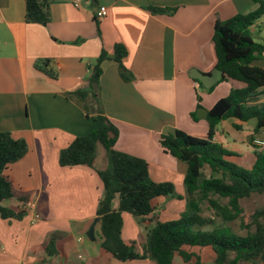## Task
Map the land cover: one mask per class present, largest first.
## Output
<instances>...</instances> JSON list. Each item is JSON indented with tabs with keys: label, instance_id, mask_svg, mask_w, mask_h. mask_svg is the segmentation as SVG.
<instances>
[{
	"label": "crops",
	"instance_id": "crops-1",
	"mask_svg": "<svg viewBox=\"0 0 264 264\" xmlns=\"http://www.w3.org/2000/svg\"><path fill=\"white\" fill-rule=\"evenodd\" d=\"M100 5L107 13L97 20ZM150 5L175 10L153 14L147 9ZM257 6L253 0H81L79 6L73 0H52L50 20L37 24L25 22L24 0H0V131L23 138L28 147L21 159L8 164L5 174L16 190L35 198L40 214L35 222L30 216L0 218V264L113 263L115 258L100 251V222L95 240L86 236L103 193L96 172L106 164L103 155L100 167L60 166L58 156L74 138L97 127L96 114L71 92L86 86L101 50L112 56L116 43L127 50L123 64L132 77L124 81L111 59L102 63L100 101L119 130L114 148L144 159L153 181L171 183L182 196L159 197L156 210L143 220L122 212V239L146 238L161 209L183 201L187 166L163 151L159 137L176 129L190 135L208 131L206 118L191 116L197 94L208 110L228 94L229 84L203 91L189 71L205 73L211 67L210 41L217 19ZM255 64L264 67V59ZM250 102L264 103V86ZM234 122L220 121L214 141L231 153L228 160L240 164L252 152L254 162L252 140L261 138L264 129L255 133L254 119L240 129ZM23 203L11 198L1 205L18 210ZM50 237L57 249L52 256L43 247Z\"/></svg>",
	"mask_w": 264,
	"mask_h": 264
},
{
	"label": "trees",
	"instance_id": "trees-1",
	"mask_svg": "<svg viewBox=\"0 0 264 264\" xmlns=\"http://www.w3.org/2000/svg\"><path fill=\"white\" fill-rule=\"evenodd\" d=\"M257 8L247 13H237L226 20H216L211 37L213 63L205 72L214 68L222 71V79L205 90L210 92L221 82L229 84V92L219 98L207 110L208 131L203 135H190L176 129L162 134L159 143L166 153L184 162L187 166L184 176L186 211L174 220H156L147 232L141 252L135 249V242H126L121 237L122 212L131 213L139 220L145 219L157 208L159 197L176 195L169 182H155L148 172V163L139 157L114 148L119 130L104 114L100 101V76L102 63L113 60L117 63L119 75L124 81L132 77L124 66L127 55L125 46L116 43L112 56L102 49L96 58L93 70L83 88L71 93L89 105L96 114L97 127L89 133L78 136L58 156L60 166L86 165L94 167L97 147L104 151L105 166L96 168L103 185L96 216L99 217L101 253L119 261H133L149 258L156 264H173L178 256L184 264H199L198 254L190 247L210 246L216 256L215 264H239L241 261H259L264 264V205L251 215L254 229L246 235H239L229 227L202 230L211 219L201 215L200 203L207 201L216 216L233 220L241 213L240 199L251 194L262 195L264 199V150L254 152V162L249 169L228 160L231 153L214 141L217 124L225 119H235L236 129L244 122L255 120L254 132L264 129V103H251L252 96L264 86V67L255 64L264 59V37L256 40L253 27H259L264 19V0H253ZM25 22L46 24L50 20L52 0H24ZM153 14L173 13L175 8L147 6ZM45 63V62H44ZM55 78V74L47 71ZM196 81V80H195ZM198 82V81H196ZM201 88L204 86L199 83ZM197 94V107H201ZM197 119L196 110L191 113ZM23 138H14L10 132L0 131V218L20 219L26 212L1 205L14 198L25 202L31 199L29 192L16 190L5 174L8 164L21 159L27 153ZM205 170L210 172L205 174ZM227 202L222 203L221 199ZM49 256L57 253L56 240L50 237L43 245Z\"/></svg>",
	"mask_w": 264,
	"mask_h": 264
},
{
	"label": "rangeland",
	"instance_id": "rangeland-1",
	"mask_svg": "<svg viewBox=\"0 0 264 264\" xmlns=\"http://www.w3.org/2000/svg\"><path fill=\"white\" fill-rule=\"evenodd\" d=\"M259 23H260L259 27L255 26L253 28V32L255 36L260 37V38L257 37L256 40H261V34H264V20L262 19ZM258 64H261V61L258 62ZM202 90L206 91L205 88H202ZM216 92H218L216 93V95L220 94V91H216ZM259 136L264 139V133L263 134L260 133ZM263 150H264V147H263ZM103 154H104V151H103L102 146L98 145L97 160L94 164V167L95 166L100 167V165L102 164L101 156ZM245 160L246 159H244V161L238 165H240L241 167L245 169H249L253 165L252 152L248 154V159L246 161ZM177 202H180V203L172 204L170 202L164 208L161 209L160 211L161 214L159 216L160 221L178 219L186 211L185 198L183 197V201H177ZM221 202L226 203L227 199L222 198ZM263 205H264V199L262 195H259L256 193L251 194L249 197L240 199L241 213L238 218L233 219V220H224L221 216L215 215V211H213V209L209 207L207 201H203L200 203V207H201L200 213L203 217L211 219V222L202 226V230L209 231L215 228L229 227L231 231L235 232L236 234L246 235L248 232L254 229V227L251 225V220H252L251 215L256 211V209L261 208ZM24 216L29 217L27 213ZM135 239L137 241L135 242V249L138 252H141L146 242V238L137 236ZM93 244H94V247L97 246V244L95 243ZM189 250L199 255L200 257L199 264H215L214 260H215L216 254L210 246H205V247L194 246V247H190ZM112 262H113L112 264H156L153 260L149 258H145L143 260L137 259V260L125 261V262L113 259ZM173 264H184V263L181 261V259L178 256H175ZM239 264H262V263H260L257 260V261H241Z\"/></svg>",
	"mask_w": 264,
	"mask_h": 264
},
{
	"label": "water",
	"instance_id": "water-1",
	"mask_svg": "<svg viewBox=\"0 0 264 264\" xmlns=\"http://www.w3.org/2000/svg\"><path fill=\"white\" fill-rule=\"evenodd\" d=\"M189 76L199 83H201L204 88L209 89L213 85H215L217 82H219L222 79V71L214 68L210 73H204L196 68H191L189 71ZM196 116L200 119H205L207 117V110L203 107H199L196 109ZM99 221V217L96 216L93 221L91 222L87 232L86 236L90 241L95 240V225Z\"/></svg>",
	"mask_w": 264,
	"mask_h": 264
},
{
	"label": "built area",
	"instance_id": "built-area-1",
	"mask_svg": "<svg viewBox=\"0 0 264 264\" xmlns=\"http://www.w3.org/2000/svg\"><path fill=\"white\" fill-rule=\"evenodd\" d=\"M80 2H81V0H73V5L79 6ZM106 13H107V7L100 5L97 7V9L95 11V18L97 20L102 19L106 15ZM196 84H198V82ZM252 142H253V146H254L255 150H257V151L263 150V147H264V141L263 140H261L259 138H254L252 140ZM21 208L30 216L31 222H35V221H38L40 219V214L38 213V211L36 209L35 198H31V199L25 201L22 204Z\"/></svg>",
	"mask_w": 264,
	"mask_h": 264
}]
</instances>
